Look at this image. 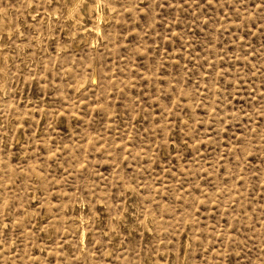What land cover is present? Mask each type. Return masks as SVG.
Instances as JSON below:
<instances>
[{
    "label": "rangeland",
    "instance_id": "rangeland-1",
    "mask_svg": "<svg viewBox=\"0 0 264 264\" xmlns=\"http://www.w3.org/2000/svg\"><path fill=\"white\" fill-rule=\"evenodd\" d=\"M0 264H264V0H0Z\"/></svg>",
    "mask_w": 264,
    "mask_h": 264
}]
</instances>
